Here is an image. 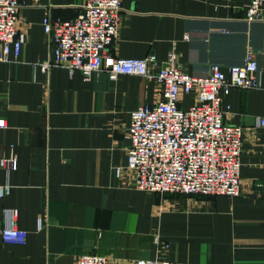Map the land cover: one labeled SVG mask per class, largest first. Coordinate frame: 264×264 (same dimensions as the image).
<instances>
[{
	"label": "crops",
	"instance_id": "crops-1",
	"mask_svg": "<svg viewBox=\"0 0 264 264\" xmlns=\"http://www.w3.org/2000/svg\"><path fill=\"white\" fill-rule=\"evenodd\" d=\"M21 1L20 56L0 61V118L7 121L0 155L11 146L17 155L0 222L5 207L17 208L16 225L29 234L19 244L0 233V264H77L87 253L132 264L156 257V238L168 246L170 264H264V128L255 127V116L264 115V20H246L249 0H122L109 48L118 58L154 56L157 73L175 44L176 61L199 76L214 63L228 74L255 51L260 85L233 87L222 103L230 107L226 122L245 129L236 197L136 189L127 129L133 110L163 100L161 82L102 70L87 78L62 66L43 73L50 54L44 18H74L83 0ZM194 100L183 94L182 106Z\"/></svg>",
	"mask_w": 264,
	"mask_h": 264
},
{
	"label": "built area",
	"instance_id": "built-area-1",
	"mask_svg": "<svg viewBox=\"0 0 264 264\" xmlns=\"http://www.w3.org/2000/svg\"><path fill=\"white\" fill-rule=\"evenodd\" d=\"M21 0H0V61L19 58L25 35L18 29ZM246 20H264V0H249ZM122 0H83L74 18L54 19L46 16L43 26L50 44L49 56L41 62L48 73L54 66L70 74L80 70L87 78L97 71L110 75H139L156 78L162 85L163 100L141 105L131 112L127 135V168L134 173L133 186L146 192L201 194L236 197L241 190V155L245 129L226 122L230 107H222L223 96L233 87L250 89L260 85L259 64L255 51L249 48L240 64L231 65L228 74L220 64L210 66L205 76L190 74L176 61V45L157 73H151L154 56L118 58L109 54L117 40L122 22ZM194 94L188 108L182 106V95ZM7 121L0 118V129ZM255 127L264 128V115L255 116ZM17 155H0V168L6 179L0 183V199L11 193V173ZM117 168V173L123 172ZM264 191V184L261 185ZM18 209L5 207L0 233L5 243L25 244L29 232L18 228ZM42 222L39 219L38 227ZM155 258H137L132 264H170L167 245L158 238ZM77 264H130L107 255L83 254Z\"/></svg>",
	"mask_w": 264,
	"mask_h": 264
}]
</instances>
